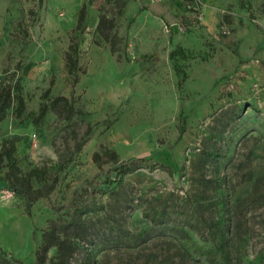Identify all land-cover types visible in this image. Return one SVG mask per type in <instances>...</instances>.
I'll return each mask as SVG.
<instances>
[{"label":"rangeland","instance_id":"1","mask_svg":"<svg viewBox=\"0 0 264 264\" xmlns=\"http://www.w3.org/2000/svg\"><path fill=\"white\" fill-rule=\"evenodd\" d=\"M196 1L0 0V79L26 101L0 121V152L16 145L35 190L34 168L72 158L30 209L0 179V264H264V0Z\"/></svg>","mask_w":264,"mask_h":264},{"label":"trees","instance_id":"2","mask_svg":"<svg viewBox=\"0 0 264 264\" xmlns=\"http://www.w3.org/2000/svg\"><path fill=\"white\" fill-rule=\"evenodd\" d=\"M85 10L86 5H83L80 11V21H83L85 17ZM132 21V20H131ZM170 57L172 59H190L193 57L192 52L188 51L187 49L183 47H176L172 52L170 53ZM67 67L71 73H73L76 70V59L73 55H71L67 60ZM175 71L179 78L178 85L179 88H181L187 78V73L181 64L178 63V61H175ZM9 109L13 110V114L16 117H21L26 109V101L23 95L22 85L21 82L18 80L12 84L9 80H6V78L0 79V121L6 116ZM16 145L11 142L8 147H5L0 152V161H4L6 159V167L7 170L0 179L7 183V189L14 194L24 198L27 202V208L30 209L33 205V202L37 200L41 195L44 193H49L52 191V189L57 185V183L60 181L61 174L64 172L67 165L70 163L72 158H69L63 162H57L49 165H44L42 167L34 168L31 172V175L39 182H42L46 188L45 190H35L32 186L31 180L27 178H22L19 174L20 168L18 166V160L16 158ZM148 159L145 157H140L136 159H132L128 162L123 163L119 168L117 172V178L114 181L122 182L124 180V177L127 174L135 172L141 164L147 163ZM163 169H165L164 166H162ZM119 177V178H118ZM224 192L225 190L220 191L219 199H218V205L220 207L225 206L226 202L224 201ZM54 209H57L56 206H51ZM100 206L95 207H89L88 204L82 205L79 207L80 212L85 211H96L100 209ZM230 223V211L227 207L226 209H223L221 211V216L218 220V227H219V237L224 240L225 233H226V225ZM190 239V238H189ZM182 240L181 245L183 248L193 257L197 255V252L199 250L198 245L193 242L192 240ZM237 240H238V262H241L245 257V249H246V241L242 236L240 227L237 230ZM223 245L218 244L216 245V252L222 253ZM48 251L47 245H42L40 247V252L38 254V260H43L45 258V255ZM95 254H93L94 257ZM255 259L260 260L261 262H264V247L259 251V253L255 256ZM92 264H95V260Z\"/></svg>","mask_w":264,"mask_h":264},{"label":"crops","instance_id":"3","mask_svg":"<svg viewBox=\"0 0 264 264\" xmlns=\"http://www.w3.org/2000/svg\"><path fill=\"white\" fill-rule=\"evenodd\" d=\"M167 0H146L147 3H160V2H165ZM180 1L181 3H184L183 6H184V9H186V5H185V0H178ZM143 10L147 11L148 9L147 8H144ZM144 57H150L151 55L150 54H144L143 55Z\"/></svg>","mask_w":264,"mask_h":264},{"label":"built area","instance_id":"4","mask_svg":"<svg viewBox=\"0 0 264 264\" xmlns=\"http://www.w3.org/2000/svg\"><path fill=\"white\" fill-rule=\"evenodd\" d=\"M193 1L197 3V1H196V0H193ZM10 192H11V191H10ZM11 193H13V192H11Z\"/></svg>","mask_w":264,"mask_h":264}]
</instances>
